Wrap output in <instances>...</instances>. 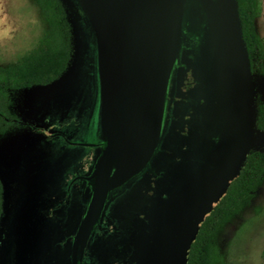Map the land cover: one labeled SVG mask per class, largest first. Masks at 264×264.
Masks as SVG:
<instances>
[{"label":"water","instance_id":"obj_1","mask_svg":"<svg viewBox=\"0 0 264 264\" xmlns=\"http://www.w3.org/2000/svg\"><path fill=\"white\" fill-rule=\"evenodd\" d=\"M60 1L73 29V54L59 78L23 90L28 113L35 114V100L59 91L75 72L85 45L83 21L96 53L99 125L107 142L96 168V207H102L109 189L122 185L152 160L165 130L167 100L175 99L171 131L176 137L185 124L183 116L188 111L194 114L187 144L194 161L177 177L174 171L163 173L158 183L165 195L157 198V209L151 214L152 221L164 227L156 264H189L190 248L206 217L240 175L248 155L264 153V130L257 125L261 75L251 69L238 3ZM188 98L194 101L190 109L182 105ZM176 137L164 138V150L177 143ZM35 149L22 170L9 178L11 193L0 170V264H12L18 227L10 216L20 192L36 180ZM148 177L142 181L147 189Z\"/></svg>","mask_w":264,"mask_h":264},{"label":"flooded vegetation","instance_id":"obj_2","mask_svg":"<svg viewBox=\"0 0 264 264\" xmlns=\"http://www.w3.org/2000/svg\"><path fill=\"white\" fill-rule=\"evenodd\" d=\"M93 52L94 56L87 57L83 66L79 65L81 55L75 72L59 91L34 103L36 111L45 108L37 103L41 101L50 103L61 117L72 113L78 122L95 119V130L90 133L93 140L76 141L72 135L53 132L38 116L18 120L20 129L37 135L38 139L15 145L22 155L3 171L7 192L12 190L9 178L22 170L33 148L38 159L33 173L36 180L28 182L27 188L20 192L10 216V222L18 227L11 251L12 264H156L159 257L164 227L151 219L157 209V198L165 195L158 180L166 171H174L177 177L183 167L187 164L190 167L194 161L187 144L196 116L186 112L185 124L176 137L171 131L175 99L167 100L166 126L152 160L122 185L109 189L102 207L94 206L96 168L107 142L102 139L99 125L100 94L94 45ZM193 103L188 98L182 105L190 109ZM169 135L176 137L177 143L164 150L162 144ZM61 138L62 144L58 146ZM9 142L5 137L0 142L2 159ZM80 150L83 159L73 165L70 152ZM165 151L167 155L162 156ZM146 177L150 180L148 189L142 183Z\"/></svg>","mask_w":264,"mask_h":264},{"label":"trees","instance_id":"obj_3","mask_svg":"<svg viewBox=\"0 0 264 264\" xmlns=\"http://www.w3.org/2000/svg\"><path fill=\"white\" fill-rule=\"evenodd\" d=\"M47 29L34 48L16 62L0 66V140L20 129L16 106L25 88L47 84L67 69L72 57V32L60 0H33ZM243 39L253 73L264 76V38L256 20L264 17L263 0H236ZM257 125L264 130V102L258 104ZM264 184V153L251 152L240 175L202 223L189 252V264H217L216 238L223 227L250 206ZM3 187L0 181V216Z\"/></svg>","mask_w":264,"mask_h":264},{"label":"rangeland","instance_id":"obj_4","mask_svg":"<svg viewBox=\"0 0 264 264\" xmlns=\"http://www.w3.org/2000/svg\"><path fill=\"white\" fill-rule=\"evenodd\" d=\"M81 22L83 25L82 39L85 45L79 65L83 66V62L87 57H93L94 52L89 31L85 23ZM47 28V23L44 22L33 0H0V66L16 62L24 53L31 51ZM256 28L264 38L263 16L256 20ZM73 40L74 35L72 34V45L74 46ZM259 80L262 87L257 99L258 104L264 102V76H259ZM37 103L45 108L35 111V114H29V106H25L21 94L16 106L18 118L24 121L32 115L38 116L40 122L46 124L47 128L53 132L63 133L65 136L72 135L71 138L76 141L93 140L90 133L93 134L95 130V119L84 118L78 122L72 113L68 117H61L50 103L41 101ZM5 138L6 141L11 142H9V148L6 149L5 159H2L0 154L1 171H7L21 153L15 145L27 143V140L35 141L38 136L19 129ZM61 144L62 138L57 141L58 146ZM83 155L81 150L70 152L73 165L79 164ZM216 256L217 264H264V184L250 206L230 220L219 232L216 238Z\"/></svg>","mask_w":264,"mask_h":264}]
</instances>
